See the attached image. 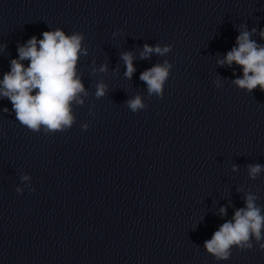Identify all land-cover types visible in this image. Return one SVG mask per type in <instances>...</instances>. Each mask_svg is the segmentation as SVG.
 <instances>
[{"label": "clouds", "instance_id": "9594fccd", "mask_svg": "<svg viewBox=\"0 0 264 264\" xmlns=\"http://www.w3.org/2000/svg\"><path fill=\"white\" fill-rule=\"evenodd\" d=\"M235 45L227 51L223 59L217 60V65L223 67L233 64L242 70V76L232 80V84L247 93H252L257 87L264 92V44L253 40L259 35L264 40V29L257 31L253 27L241 23L238 28ZM117 33L114 32L115 36ZM42 39L32 36L24 44H17L18 57L10 60V71L5 72L0 79V99L6 98L12 104L11 111L22 126L34 133L43 132L52 135L66 132L76 123L74 106H83L84 98L89 95L84 86L82 75L78 70L81 56L87 57L88 48L84 46L85 36L80 32L66 34L61 28L44 31ZM4 49L7 45L2 46ZM172 50V45L144 44L140 59H148L152 54L165 56ZM120 58L125 65L124 76L131 79L136 68L133 64V54L122 52ZM28 61L27 67L23 63ZM95 62L93 61V64ZM172 64L168 60L157 63L140 74L139 79L147 85L148 96L163 98L164 85L167 82ZM107 64L99 68L93 67L91 72L106 73ZM235 75V73H233ZM216 87H221L220 80L214 81ZM108 85L102 80L95 85V97H104L108 93ZM127 107L133 112L144 110L147 105L140 95H135L126 101ZM4 112H9L5 107ZM91 112V109H90ZM89 124H81L82 130H87ZM248 177L256 180L264 173V165H246ZM232 171H238L236 165ZM28 175H22L21 181H28ZM30 191L35 189L26 186ZM22 194L24 189L16 188ZM243 191V188H237ZM259 197L248 191L244 194V207L234 211L231 220L223 222L211 238L204 242L203 248L216 261H227L232 255V249L251 250L253 241L259 250L264 251V208L257 204ZM221 217L227 215V209H219Z\"/></svg>", "mask_w": 264, "mask_h": 264}]
</instances>
